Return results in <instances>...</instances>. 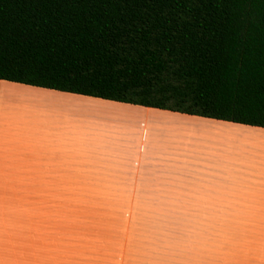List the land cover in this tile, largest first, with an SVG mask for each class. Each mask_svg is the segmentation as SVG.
<instances>
[{"label": "crops", "instance_id": "obj_1", "mask_svg": "<svg viewBox=\"0 0 264 264\" xmlns=\"http://www.w3.org/2000/svg\"><path fill=\"white\" fill-rule=\"evenodd\" d=\"M96 104L139 118H90ZM179 131L220 138L205 145L219 163L194 161L201 151L179 145ZM86 201L170 203L175 213L159 216L230 219V232L264 235V128L0 79V264H80L73 203ZM251 249L259 264L264 242Z\"/></svg>", "mask_w": 264, "mask_h": 264}, {"label": "trees", "instance_id": "obj_2", "mask_svg": "<svg viewBox=\"0 0 264 264\" xmlns=\"http://www.w3.org/2000/svg\"><path fill=\"white\" fill-rule=\"evenodd\" d=\"M0 79L264 128V0H0Z\"/></svg>", "mask_w": 264, "mask_h": 264}, {"label": "rangeland", "instance_id": "obj_3", "mask_svg": "<svg viewBox=\"0 0 264 264\" xmlns=\"http://www.w3.org/2000/svg\"><path fill=\"white\" fill-rule=\"evenodd\" d=\"M96 106L101 109L90 107L98 110H89L90 118L107 116L131 124L137 123L139 118L110 105ZM91 125L95 123L90 119L89 127L95 129ZM195 127L203 132L217 131L205 125ZM179 133L184 140L179 138V145L200 149L199 159L195 157L194 161L199 160V164L209 167L219 163L215 156L218 150L205 145L220 141V138L214 141V138H202L189 132ZM191 136L200 140L202 146L193 143ZM210 151L214 152L211 156ZM167 205L171 204L147 203V207L139 209L138 203L136 207L135 203L125 201L74 202V259L80 264H249L247 259L252 245L264 242V235L230 232V219L159 216L175 213L164 210ZM259 264H264V258Z\"/></svg>", "mask_w": 264, "mask_h": 264}, {"label": "bare ground", "instance_id": "obj_4", "mask_svg": "<svg viewBox=\"0 0 264 264\" xmlns=\"http://www.w3.org/2000/svg\"><path fill=\"white\" fill-rule=\"evenodd\" d=\"M11 92V91H10ZM12 94H13V92H12ZM17 94V93H16ZM14 95H15V93H14ZM17 96H18V94H17ZM21 96H23V95H21ZM25 98H27L28 99V97L26 96ZM36 99V98H35ZM39 99V98H38ZM37 99V100H38ZM107 109V108H106ZM104 111V110H103ZM192 130V129H191Z\"/></svg>", "mask_w": 264, "mask_h": 264}]
</instances>
